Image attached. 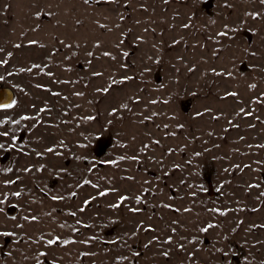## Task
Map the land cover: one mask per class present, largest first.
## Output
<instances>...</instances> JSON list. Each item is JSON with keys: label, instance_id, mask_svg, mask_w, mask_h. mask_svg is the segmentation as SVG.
Returning a JSON list of instances; mask_svg holds the SVG:
<instances>
[{"label": "rangeland", "instance_id": "374dc122", "mask_svg": "<svg viewBox=\"0 0 264 264\" xmlns=\"http://www.w3.org/2000/svg\"><path fill=\"white\" fill-rule=\"evenodd\" d=\"M0 264H264V0H0Z\"/></svg>", "mask_w": 264, "mask_h": 264}, {"label": "water", "instance_id": "95a60500", "mask_svg": "<svg viewBox=\"0 0 264 264\" xmlns=\"http://www.w3.org/2000/svg\"><path fill=\"white\" fill-rule=\"evenodd\" d=\"M13 97V92L10 88L0 86V106L7 105Z\"/></svg>", "mask_w": 264, "mask_h": 264}]
</instances>
